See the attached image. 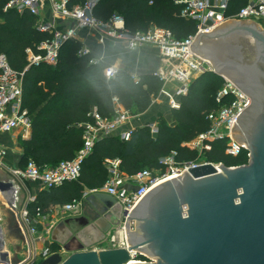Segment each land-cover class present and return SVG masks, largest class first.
I'll return each mask as SVG.
<instances>
[{"label": "trees", "instance_id": "obj_1", "mask_svg": "<svg viewBox=\"0 0 264 264\" xmlns=\"http://www.w3.org/2000/svg\"><path fill=\"white\" fill-rule=\"evenodd\" d=\"M6 1L0 0V54L6 55L14 70L23 72L28 66L27 50L37 52V46L50 35L37 30L36 18L30 14L5 12ZM243 6L244 0H232L226 15H236ZM182 9L176 0H102L94 15L104 22L118 15L131 32H147L152 27L169 29L184 41L195 35L197 25L182 17ZM82 47L80 41L69 40L61 48L57 65L41 64L25 71L22 108L31 116L32 134L19 140L23 147L21 169L30 162L43 170L73 160L83 147V125L92 121L89 115L97 111L102 117L112 118L115 99L138 117L160 96L162 83L152 74L140 75L137 83L131 73L121 69L114 79L107 80L104 70L108 64H90L93 56H79ZM224 82L214 72L194 81L188 95L180 99V108L171 110L175 123L170 125L160 118L156 135L144 126L137 127L129 141H123L120 133L102 137L84 160L80 179L42 192L29 205L30 216L45 215L54 206L81 200L86 190L102 188L108 180L107 160H120L121 170L128 175L144 168L163 169L160 160L172 152L177 153L180 163L199 160L198 153L184 144L210 128L207 115L217 108L215 97ZM225 147V141L213 143L201 161L226 167L248 163L247 151L232 157ZM50 252L55 254L59 249L52 247Z\"/></svg>", "mask_w": 264, "mask_h": 264}, {"label": "built area", "instance_id": "obj_2", "mask_svg": "<svg viewBox=\"0 0 264 264\" xmlns=\"http://www.w3.org/2000/svg\"><path fill=\"white\" fill-rule=\"evenodd\" d=\"M102 0H7L4 11H14L20 15L25 13L36 18L38 31L48 33L50 39L37 46V52L27 50L28 66L47 64L57 65L60 51L65 42L69 40L80 41L79 33L89 30L95 33L98 41L104 44L106 41H114L125 44L129 50L143 47H154L161 57L160 67L152 74L162 83L160 96L155 99H165L170 109H179L180 99L187 96L194 81L207 72H213L212 66L206 58L195 54L191 45L204 33H214L222 25L233 21H249L256 23L264 29V0H244L243 6L234 16H227L226 12L232 0H176L181 5L182 17L195 22L197 31L184 41L178 40L169 29L152 27L147 32H131L124 19L118 15L104 22L94 15L95 8ZM153 4V2H150ZM68 23L63 28H58V23ZM79 56H92L91 50L83 46ZM102 60L90 59V64H99ZM25 71L14 70L4 54H0V135L12 134L21 130V137L25 139L32 130V119L29 112L23 109V79ZM119 72L115 66H107L104 75L107 80L114 79ZM135 82L139 77L133 76ZM223 87L217 92L215 102L217 108L207 115L210 128L200 133L191 142L184 146L198 153L202 157L211 151L213 143L225 141L226 154L238 157L243 152L250 153L245 143L234 140L232 128L239 114L250 106V99L242 93L232 82L224 78ZM115 110L112 118L102 117L97 111L89 116L91 122L85 123L83 134V147L71 161L61 162L53 168L41 169L34 162H30L23 170H13L12 174L19 180L42 182L45 189L59 187L65 183L77 182L81 177L82 164L92 153L95 143L102 137L120 133L123 141H129L135 129H124L131 123L134 117L115 99ZM151 133H158V126L150 125ZM123 129V130H122ZM121 131V132H120ZM5 150L0 148V165ZM177 153L160 160L163 169L160 170L161 179L153 176L150 169H144L135 175H128L121 170V161L118 159L107 160L108 180L99 189L90 190L92 194L106 193L115 198L122 214L124 225L132 215L139 203L148 195L153 187L160 181L176 178L195 168L210 162L196 160L188 163H180L176 160ZM215 166L220 164L212 163ZM163 173V174H162ZM176 176V177H174ZM15 180V179H14ZM12 179L14 185L15 181ZM16 186V185H15ZM19 190L17 187H15ZM20 191V190H19ZM87 195L84 194L83 197ZM17 194L14 198V209L17 210ZM35 201V197H29L20 214L24 221L30 218L28 207ZM81 204V200H75L64 205V212L75 211ZM37 216H42L40 213ZM34 233L33 230H31ZM126 246V244H124ZM52 255L49 249H45L42 260ZM35 259H33L34 261ZM32 261V262H33Z\"/></svg>", "mask_w": 264, "mask_h": 264}, {"label": "water", "instance_id": "obj_3", "mask_svg": "<svg viewBox=\"0 0 264 264\" xmlns=\"http://www.w3.org/2000/svg\"><path fill=\"white\" fill-rule=\"evenodd\" d=\"M242 22L225 26L229 25L231 32L251 30L264 39V29L259 25L248 27ZM223 29L198 36L192 51L208 59L198 43ZM213 72L220 75L216 67ZM248 108L239 114L238 123ZM237 126L234 122L233 138L243 143L236 138ZM249 151L248 164L226 167L208 163L156 185L129 216L124 229L115 198L105 193L91 195L88 200L92 211L86 225L97 229L103 239L114 230L124 231L126 246L100 250L66 246L64 250L70 252L67 258L58 252L30 264H264V150ZM16 194L11 179L0 178V195L12 215L16 213ZM134 221L136 231L130 230ZM5 245L0 226V264H13ZM144 255L161 260L154 263L137 259Z\"/></svg>", "mask_w": 264, "mask_h": 264}, {"label": "crops", "instance_id": "obj_4", "mask_svg": "<svg viewBox=\"0 0 264 264\" xmlns=\"http://www.w3.org/2000/svg\"><path fill=\"white\" fill-rule=\"evenodd\" d=\"M67 25L68 23L60 22L58 28ZM223 26L225 24L221 27ZM79 38L83 46L91 50L95 59L102 60L119 70L124 69L133 76L153 74L160 67L161 57L159 51L154 47L129 50L125 44L110 40L101 44L97 35L89 30L80 31ZM157 102H162V99L157 100ZM168 108L166 103L153 105L142 119L140 117L133 119L131 123L124 126V129L148 126L162 117H167L166 115L171 117V109L169 111ZM31 134L32 130L25 139H29ZM20 138H22L21 130L12 134L0 135V148L6 149L2 166H4L5 172L9 173L8 179L11 181L15 179V187H19L20 190H17V210H15L14 215L9 212V209L0 208V226L3 228L5 249L10 253L12 263L30 264L33 259L37 262L38 258L42 259L43 251L45 249L51 250L52 247H57L63 258L70 255V252L63 248L66 246L77 249L79 245H83L85 250L106 249L103 246L107 244L112 232L103 239L97 229L86 225V220L92 211V205L88 200L93 195L90 190H86L84 194L87 196L81 199V204L75 211L64 212V205L54 206L47 214L39 217L30 216L28 221H24L20 211L26 205L28 198L30 196L37 198L46 189L40 181H21L13 176V170H23L21 169L23 147L20 144ZM0 198L3 200L1 195ZM114 231L117 232V230Z\"/></svg>", "mask_w": 264, "mask_h": 264}, {"label": "flooded vegetation", "instance_id": "obj_5", "mask_svg": "<svg viewBox=\"0 0 264 264\" xmlns=\"http://www.w3.org/2000/svg\"><path fill=\"white\" fill-rule=\"evenodd\" d=\"M242 23L254 26L249 21ZM198 47L203 56L215 63L220 76L250 99V106L242 115L235 134L239 141L248 145V151L254 148L261 153L264 150V39L251 30L231 32L227 25L222 33L201 41ZM119 219L123 222L122 212Z\"/></svg>", "mask_w": 264, "mask_h": 264}, {"label": "rangeland", "instance_id": "obj_6", "mask_svg": "<svg viewBox=\"0 0 264 264\" xmlns=\"http://www.w3.org/2000/svg\"><path fill=\"white\" fill-rule=\"evenodd\" d=\"M228 24H232V23H228ZM219 30V29H218ZM217 30V31H218ZM199 56V55H198ZM199 57H201V56H199ZM201 58H203V57H201ZM208 61H209V63L211 64V66H212V69H214V66H213V64H212V62H211V60H209V59H207ZM218 75V74H217ZM220 76V75H219ZM224 79V78H223ZM165 99H162V102H157V100L156 101H154L153 103H152V106L153 105H156V104H158V103H160V104H164L165 103V101H164ZM156 103V104H155ZM152 106L150 107V109L152 108ZM149 109V110H150ZM148 110V111H149ZM148 111L147 112H145L144 114H142V115H140V116H138V117H140V119H142V117H144V115L146 114V113H148ZM170 111V110H169ZM170 115H171V113H170ZM167 117H164L163 119H165V121L168 123V124H170V125H173L174 123H175V121H174V119H173V117L171 116H169V115H166ZM161 119H158L156 122H153V124H150V125H156V126H158V123H159V121H160ZM150 125H148V127H150ZM151 129V128H150ZM16 131H20V129L19 130H16ZM2 149H4V148H2ZM5 150V154H4V157L6 156V149H4ZM199 156V155H198ZM4 157H3V159H4ZM199 160H203V157H199ZM2 163H3V160H2ZM218 164H220V163H218ZM145 169V168H144ZM149 169V168H148ZM152 171V173H153V176H155V177H157L158 179H161L162 178V175H160L161 173H160V170H158V171H155V170H151ZM163 174V173H162ZM0 178L1 179H8L9 178V173H7V172H5V169H4V166H2V164L0 165ZM164 181H166V180H164ZM164 181H160L159 182V184L160 183H162V182H164ZM5 203V204H4ZM7 203H6V201L3 199H1L0 198V208H7V210L9 209V207H7ZM122 228L124 229V223H123V225H122ZM122 229V230H123ZM130 230H132V231H136V221H134L132 224H130ZM118 233V234H117ZM116 234H117V236H116ZM127 243V237H126V234H125V232L124 231H114V232H112V234L110 235V237H109V239H108V242H107V244L106 245H104L103 247H105L106 249H110V248H118V247H122L121 245L123 244H126ZM107 247H110V248H107ZM141 257V258H140ZM137 259L138 260H140L141 262H154V263H158L160 260H161V257H148V256H146V255H144V256H137ZM42 261V259L41 258H38V261H37V263H40Z\"/></svg>", "mask_w": 264, "mask_h": 264}, {"label": "bare ground", "instance_id": "obj_7", "mask_svg": "<svg viewBox=\"0 0 264 264\" xmlns=\"http://www.w3.org/2000/svg\"><path fill=\"white\" fill-rule=\"evenodd\" d=\"M233 24V23H232ZM232 24H229V25H232ZM174 177H176V176H174Z\"/></svg>", "mask_w": 264, "mask_h": 264}]
</instances>
